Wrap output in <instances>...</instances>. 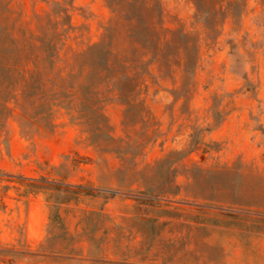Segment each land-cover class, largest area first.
Returning a JSON list of instances; mask_svg holds the SVG:
<instances>
[{"label": "rangeland", "instance_id": "rangeland-1", "mask_svg": "<svg viewBox=\"0 0 264 264\" xmlns=\"http://www.w3.org/2000/svg\"><path fill=\"white\" fill-rule=\"evenodd\" d=\"M0 264H264V0H0Z\"/></svg>", "mask_w": 264, "mask_h": 264}, {"label": "trees", "instance_id": "trees-1", "mask_svg": "<svg viewBox=\"0 0 264 264\" xmlns=\"http://www.w3.org/2000/svg\"><path fill=\"white\" fill-rule=\"evenodd\" d=\"M52 64L53 63H51V61H50V69L53 66ZM32 73L34 74V73H36V71L31 72V78H32V75H33ZM25 83L27 84V88H30V84L33 83V82L27 80ZM35 83H37V82L34 81V85H35ZM44 86H45L44 82L43 83L38 82V86H36V87H38L37 89L44 94L45 91L42 90V88L44 89ZM27 95H29V93H27ZM44 96H46V94H44ZM59 105L62 106V104H59ZM62 107L69 109L68 106H62ZM22 179H26V178H22ZM31 180L33 181L32 182L33 184L31 186V188H33L35 191L45 190V192L48 193L49 198L53 199V200H55V199H57L59 197V194H58L59 192H63V193H66V194L71 193L68 189H71L73 187H75L77 189H84L83 186H75L73 184L51 182V181L47 180L46 178H39V179L34 178V179H31ZM63 188H65V189L63 190Z\"/></svg>", "mask_w": 264, "mask_h": 264}]
</instances>
